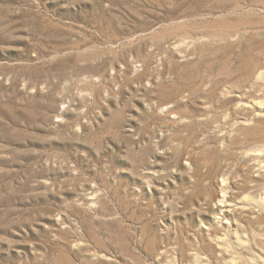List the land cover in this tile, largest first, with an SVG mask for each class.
Wrapping results in <instances>:
<instances>
[{
  "label": "rangeland",
  "instance_id": "374dc122",
  "mask_svg": "<svg viewBox=\"0 0 264 264\" xmlns=\"http://www.w3.org/2000/svg\"><path fill=\"white\" fill-rule=\"evenodd\" d=\"M0 264H264V0H0Z\"/></svg>",
  "mask_w": 264,
  "mask_h": 264
},
{
  "label": "bare ground",
  "instance_id": "6f19581e",
  "mask_svg": "<svg viewBox=\"0 0 264 264\" xmlns=\"http://www.w3.org/2000/svg\"><path fill=\"white\" fill-rule=\"evenodd\" d=\"M218 198H219V202H218V204H219V206L221 207V206H222V203L224 204L225 196H223V195H219Z\"/></svg>",
  "mask_w": 264,
  "mask_h": 264
}]
</instances>
